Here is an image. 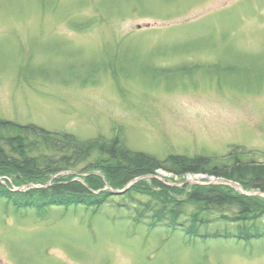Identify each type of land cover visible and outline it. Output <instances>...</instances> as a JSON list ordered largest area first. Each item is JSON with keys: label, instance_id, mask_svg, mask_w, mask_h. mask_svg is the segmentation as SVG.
Segmentation results:
<instances>
[{"label": "rangeland", "instance_id": "rangeland-1", "mask_svg": "<svg viewBox=\"0 0 264 264\" xmlns=\"http://www.w3.org/2000/svg\"><path fill=\"white\" fill-rule=\"evenodd\" d=\"M0 118L81 140L117 133L159 160L240 147L243 161H264V0H0ZM157 173L96 210L0 198V264H264V237H190L132 221L142 192L182 198L199 177ZM88 174L60 171L44 184ZM215 229L235 226L200 231Z\"/></svg>", "mask_w": 264, "mask_h": 264}, {"label": "trees", "instance_id": "trees-1", "mask_svg": "<svg viewBox=\"0 0 264 264\" xmlns=\"http://www.w3.org/2000/svg\"><path fill=\"white\" fill-rule=\"evenodd\" d=\"M242 154L239 147L226 156L169 154L159 160L147 153L129 150L117 133L108 140H81L67 132L49 131L33 123L19 124L0 118V174L11 176L17 186L41 185L48 176L65 170L90 172L84 177L85 186L70 181L69 177L25 191L11 192L0 185V198L15 208L40 210L49 205L80 204L96 210L112 193L108 189L94 193L104 183L92 171H99L110 187L120 189L131 179L153 174L159 168L178 176L203 173L221 177L238 182L247 191L264 193V161H243ZM136 188L138 186L131 185L124 197L131 192L139 193ZM173 192L176 194L177 190ZM142 193L149 197L139 212H134L135 219L146 218L153 227L159 224L184 231L191 237L211 235L244 242L264 237V225L261 224L263 196L244 195L223 185H192L182 198L165 192ZM213 221L233 224L235 231H200Z\"/></svg>", "mask_w": 264, "mask_h": 264}, {"label": "water", "instance_id": "water-1", "mask_svg": "<svg viewBox=\"0 0 264 264\" xmlns=\"http://www.w3.org/2000/svg\"><path fill=\"white\" fill-rule=\"evenodd\" d=\"M228 183H230V184H232V185H234V186H236L237 188H239L240 189V186L237 184V183H235V182H228ZM241 190V189H240ZM114 193H122V192H119V191H113ZM242 192V191H241Z\"/></svg>", "mask_w": 264, "mask_h": 264}]
</instances>
